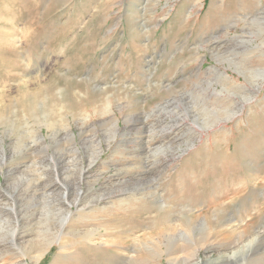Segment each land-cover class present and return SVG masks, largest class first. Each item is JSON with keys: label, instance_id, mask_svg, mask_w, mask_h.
<instances>
[{"label": "rangeland", "instance_id": "1", "mask_svg": "<svg viewBox=\"0 0 264 264\" xmlns=\"http://www.w3.org/2000/svg\"><path fill=\"white\" fill-rule=\"evenodd\" d=\"M12 262L264 264V0H0Z\"/></svg>", "mask_w": 264, "mask_h": 264}, {"label": "bare ground", "instance_id": "2", "mask_svg": "<svg viewBox=\"0 0 264 264\" xmlns=\"http://www.w3.org/2000/svg\"><path fill=\"white\" fill-rule=\"evenodd\" d=\"M60 241V240H59ZM49 243V242H48ZM42 253V252H41ZM40 256H41V254H40ZM40 256H39V258H40ZM36 261H38V258H37V260ZM11 264H16V262H12Z\"/></svg>", "mask_w": 264, "mask_h": 264}]
</instances>
